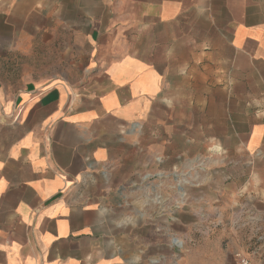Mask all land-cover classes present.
Here are the masks:
<instances>
[{
  "label": "crops",
  "instance_id": "crops-1",
  "mask_svg": "<svg viewBox=\"0 0 264 264\" xmlns=\"http://www.w3.org/2000/svg\"><path fill=\"white\" fill-rule=\"evenodd\" d=\"M53 28L87 29L80 81L18 78L16 61L61 43ZM200 104L221 111L198 127ZM159 131L208 161L212 197L188 187L175 207L180 166L150 159ZM149 173L173 188L167 212ZM260 204L264 0H0V264H264Z\"/></svg>",
  "mask_w": 264,
  "mask_h": 264
},
{
  "label": "rangeland",
  "instance_id": "rangeland-1",
  "mask_svg": "<svg viewBox=\"0 0 264 264\" xmlns=\"http://www.w3.org/2000/svg\"><path fill=\"white\" fill-rule=\"evenodd\" d=\"M74 16V14H73ZM52 35H56L59 42H55L51 45L50 51L45 54V58L36 59V60H26L20 59L14 63V67L16 69V73H19L18 78L28 77L32 78L36 81H51V80H60L67 84H76L82 78V72L86 65V57L89 51V45L86 42V38L84 34H86V28L73 29L68 30L65 33L63 30L58 28H53ZM77 32V33H75ZM84 36V37H82ZM66 42V47H64L63 41ZM51 56V58H48ZM200 73H203L202 68L200 67ZM176 82V86H179V94L180 100H186L189 94L188 89V80L186 75H181L178 77H173L172 79ZM203 82H197L196 89V99L203 101V99L207 96L203 92ZM214 97V95H213ZM215 97L217 99H222L223 95L221 93H215ZM221 109L219 107H215L212 109L204 108L202 104L197 105L195 108V122L196 125L202 126L204 122V118H209L218 116L220 114ZM150 142V141H149ZM200 148L199 150H201ZM198 150V149H197ZM189 146L186 139H177L173 137L169 139L167 137V133L165 131H159V155L155 154L152 159L155 162H159V164H164L166 167H171L172 165H179L180 168L178 172L168 173L166 176L165 173H159V176L163 175L167 178V181H171L175 187L174 191L177 190L179 192V202L175 204V207H179L182 201H185L188 187H195L200 191H196L194 194L202 195L205 198H209L213 196V193L209 189H206L205 181L206 175L203 171V165L205 160L197 158L189 159ZM232 162L235 161L236 157H230ZM188 164H196V171L192 172V176L187 177L188 173L183 171V168H186ZM149 173L147 176V195L149 197H153L155 201L156 197H159V212H167L170 210L172 206L167 198V194L172 192L171 187L163 189V193L159 191L158 188L152 187L151 182H154V178H150ZM171 185V183H169ZM177 184H179V188H177ZM204 187L205 189H201ZM256 206L251 202L241 203V205H236L235 207L239 209L238 213H242L245 211V208H253ZM261 211H264V205H258ZM150 204H148V208L150 209ZM244 208V210L242 209ZM264 217L260 215V218L253 217L258 221L259 227L264 229Z\"/></svg>",
  "mask_w": 264,
  "mask_h": 264
},
{
  "label": "built area",
  "instance_id": "built-area-1",
  "mask_svg": "<svg viewBox=\"0 0 264 264\" xmlns=\"http://www.w3.org/2000/svg\"><path fill=\"white\" fill-rule=\"evenodd\" d=\"M234 264H251L250 260L244 255H236V261Z\"/></svg>",
  "mask_w": 264,
  "mask_h": 264
}]
</instances>
